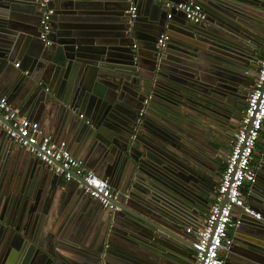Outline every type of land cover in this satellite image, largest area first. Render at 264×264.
Segmentation results:
<instances>
[{
	"label": "water",
	"instance_id": "obj_1",
	"mask_svg": "<svg viewBox=\"0 0 264 264\" xmlns=\"http://www.w3.org/2000/svg\"><path fill=\"white\" fill-rule=\"evenodd\" d=\"M123 1L125 4L118 5L122 11L118 25L111 31L115 39L91 44L92 39L90 41L87 34L77 30L74 22L77 19L70 17L88 0H50L53 13L46 40L40 38L43 9L39 1L29 0L26 11L20 9L21 1L0 0V71L13 57L10 44L14 43L16 31L23 25L12 21L17 19L14 11L19 9L20 13L25 11L38 16L35 36L46 49L42 63H49L48 72L52 71V75L61 80L53 99H50L54 93L51 85L48 83L45 87L38 81L48 97L42 103L36 100L35 94L26 92L23 76L19 79L24 78V84L13 89V94L32 108L38 106L41 109L49 104L51 110L47 118H54L61 135L94 140L99 175L108 180L114 193L118 192L116 210L103 208L95 199L107 211L108 222L95 250L86 251L81 249L84 242L78 236V230L75 231L80 220H75L74 208L70 207L67 221L58 227V213H63L62 210L52 215L54 222L47 223L45 211L37 210L36 205L30 210L23 207L17 211L15 201L26 199L24 184L18 183L20 188L14 187L9 177L0 171V264H12L17 258H21L23 264H101L102 254L109 252L112 256L117 252L118 258L127 264L190 263L194 235L187 228L193 221L203 220L208 207L205 193L185 165L191 154L200 150L196 141L200 134L197 131L191 133L185 124L190 117H200L191 112L194 106L198 110L202 105L220 102L224 99L222 95L226 96L230 90L234 97L240 96L250 82L240 69L248 72L256 68L255 63L259 60L256 51L264 41V28L244 23L233 9L252 12V6L256 5L253 0H194L207 13V19L199 24L190 22L183 11H174L168 17L164 4L154 0H148L151 4L146 7L145 23L141 24L140 8L137 7L131 18L127 10L132 3ZM176 13L182 15L180 23L186 34L181 37L183 44H194L197 50L207 48V53L217 49L212 44L221 45L212 40L205 42L204 38L202 41V37V42L193 39L201 34L229 44L225 52L228 58L224 59L228 66L225 72H219L211 79H197L188 68L185 70L181 61L170 57L173 44L177 42L175 38L180 36L174 24ZM258 15L256 12L254 16ZM31 17L19 15L24 21ZM160 32L169 35L164 47L157 44ZM47 40L51 43L46 44ZM136 40L144 41L148 57L140 51L142 45ZM90 64L95 65L94 72L85 83L84 76L88 74ZM145 68L154 78L153 87L148 81L150 77H144ZM29 74L28 71L26 75ZM147 96H151L147 110H153L155 118L149 117V121L139 124L134 115L140 111ZM73 113L80 115L78 122H70ZM9 141V136L0 130L1 162L9 163L17 153L23 154ZM259 143L264 144V136ZM170 154H177L183 167L173 168ZM261 154L260 149L258 156ZM27 157L38 172L41 166L45 173L50 169L35 154L30 153ZM51 173L46 175L50 177L52 191L54 185L60 184L62 176ZM70 181L78 185L77 179ZM66 189L69 190L68 184ZM18 190L21 191L20 198L19 195L16 197L18 192L14 193ZM78 196V199L93 201L82 190ZM58 209L60 211V206ZM245 216L263 227L260 220ZM72 222L75 225L69 227ZM263 252L262 245L253 246L246 252L231 246L223 251L224 264H264V255L260 254Z\"/></svg>",
	"mask_w": 264,
	"mask_h": 264
},
{
	"label": "crops",
	"instance_id": "obj_2",
	"mask_svg": "<svg viewBox=\"0 0 264 264\" xmlns=\"http://www.w3.org/2000/svg\"><path fill=\"white\" fill-rule=\"evenodd\" d=\"M20 1V9L28 11L25 6L29 8V0H17V2ZM134 2L136 6L140 8L142 19L141 24H144L145 22L143 21V19L146 18L144 12L146 10V7L149 6L148 4L151 3H149L148 0H135ZM252 2L256 3L255 6H252V12L251 10H249V12H244L243 10L233 6L234 11L238 15L236 16L246 24L256 25L264 28V0H253ZM122 3L125 4L123 0H88L87 3H83L84 5L70 17L73 20L77 19V21H74L77 30L79 32L87 34L85 36H88L90 41L92 39L91 44H96V42L99 41L106 42L108 40L115 39L114 35L111 34V31L115 26L118 25L117 19L121 17L120 14L122 13V11L118 8V5H121ZM162 6L165 9V6ZM18 10L19 9H16L14 11L16 15H18L17 19H14L12 21H15L17 24L23 25L19 26L18 30L16 31L17 37L15 38L14 43L10 44L13 48V57L11 58V61L7 62L6 67L2 71H0V95L6 96L12 103V105L16 109H18L22 115L34 121H37L45 134L52 136V138L56 141H65L70 152L78 159H81L86 166L93 169L99 175V166L97 165L98 159L93 149L96 145L94 140H91V138L88 141L83 140L82 138L78 140L75 137L71 138L70 136L69 138L64 134L61 135L60 132L57 131L55 121L53 120L54 118H47L49 111L51 110L49 104H47L48 106L45 104L41 109L38 106L32 108L29 107V104L21 101L20 97L13 94V89H16L19 85H23V81L26 79V92L35 94V96H37L36 100L39 101V103H42L48 97L45 94L44 90L39 87L40 82L38 81H41V83H43V86L45 87L48 83L51 85L54 93L50 96V99L55 98V93L61 86V80L59 81L58 78H55V76H53L51 73L52 71L48 72V69L50 68L49 63L48 65L42 63L43 59L41 57H43L42 54L46 52V49L35 36V33L37 31L38 16H32L33 14H29L25 11L20 13V10ZM255 11L260 15L254 16L256 15ZM20 14L32 17L30 20H20ZM254 17L256 18L255 20ZM174 18H176V21L174 23L176 25V31L180 36L178 38H175L177 39V42H175V44L170 42L174 45V49H171L172 52L169 53L170 57H174L178 62L181 61V64L184 65L183 67L185 68V70L186 68H188L190 70L189 72L194 74L197 79L199 77H202L204 79H211L212 77L218 75L219 72H225L226 67H228L224 60L225 58H228L225 52H227V47L229 44L227 45V42L219 40L213 36H207L206 34L196 35L194 38L192 36V38L195 40H199L198 42H202L204 38L205 42H207L208 40H212V42L221 43V45L212 44V46L217 48L216 50H213V53H207V48L202 47H200V50H197V46L194 44H183L184 42L181 37L186 36V34L185 31L182 30L184 25L180 23L182 15L180 13H176L174 14ZM222 30L225 31V29ZM200 37H202V41H200ZM96 39L99 40L96 41ZM136 41H139V43L142 45L140 51L143 52V54L147 53L148 57V51L143 47L144 41ZM205 44L207 45L208 43ZM259 47L260 49L256 51V56L261 59L264 55V41L259 45ZM259 62L260 60L255 63L256 68L250 69L248 70V72L246 70H243L242 68L240 69V73L245 74L249 78L253 75H256ZM90 67H88V74L84 76L85 83L90 81L91 74L94 72L92 68H94L95 65L90 64ZM28 71L30 74L26 75ZM143 73L144 77H150L148 81L149 83H151V87L155 86L154 78H151L152 74H150L147 68L143 70ZM22 76L25 79H19ZM145 99L148 100V105L145 108L143 121L141 123L146 122V120L149 121V117L155 118V115L153 116L155 112L153 110L152 112L147 110V108H150L149 106L151 104V96H147L145 97ZM143 103L144 101L142 102V105ZM43 109L44 113L41 114L43 112ZM69 118H71L69 119L70 122H78L81 119L80 115L76 113L75 115L74 113L72 114V116L70 115ZM0 130L1 132L3 131L2 129ZM9 142L16 144L17 148H19L23 152V154L21 155L17 153V155L13 157L9 163L0 161V171H2L3 174L5 173L6 177H9L10 181L13 182V186L16 188H20V186L17 185L18 183L19 185H21V183L23 182V191L26 192V199H23V201H15L14 209L19 211L24 207V209L30 210L33 207L35 208L36 205L37 210L45 211L44 221H46V223L48 221L54 222L52 215L61 212L62 210L63 213H58V227L59 225L63 226L67 221L69 217L67 216V212L69 211L70 207L74 208L73 214L75 215V220H80V222L77 223L78 228H76L75 231L77 232L78 230V236L80 237L82 242H84V246H81V249L86 251L95 250L99 243V237H101L102 233L106 229V225L108 222L107 211L103 209L100 204L93 198V201L87 198L82 199L81 197L78 199V194L81 192L80 188L75 181H70L69 183V180L65 179L64 177H62V181H60V184H56L53 186L54 190L52 189L51 191L50 177L47 176L46 173L52 172L54 174L55 172L53 171V169H49L51 171L47 169L45 173L44 167L41 166L39 169L40 172H38V169H36L35 166L31 164L30 159L27 157L30 155L29 151L11 139ZM260 149L262 152V156L257 155L258 161H256V159H252V166L256 171L257 178L254 184H249L244 187L243 193L247 203L249 205H252V207H254L255 209H257L258 207L259 209L257 210L261 211L263 214L264 144H260L259 150ZM38 166H40V164H38ZM67 184L69 185V190L66 189ZM50 191L52 196H50ZM17 192L18 194H16V197L19 195L18 198H20L21 191H14V193ZM59 206L60 211L58 209ZM233 218L241 219L242 223L238 227L232 228L230 230V236L233 239V243L231 245L232 248H235V250H239L241 252H246L256 245H262L264 247V225H262L263 227L261 228L258 227V225H256L258 223H255L250 218H247L238 210H235L233 212ZM203 221L204 219L200 222L193 221L190 227L197 228L203 224ZM74 225V222H72L69 227H73ZM106 247L109 246L106 245ZM263 253L260 254H262L263 256ZM102 255L104 257L101 258L100 263L127 264L125 260L118 258L117 252L114 256H112L110 252L107 254L103 253ZM222 255H224L223 252ZM12 264H23V260L21 258H17L13 261Z\"/></svg>",
	"mask_w": 264,
	"mask_h": 264
},
{
	"label": "built area",
	"instance_id": "obj_3",
	"mask_svg": "<svg viewBox=\"0 0 264 264\" xmlns=\"http://www.w3.org/2000/svg\"><path fill=\"white\" fill-rule=\"evenodd\" d=\"M37 1L43 9L40 38L46 40V35L51 29L50 19L53 9L49 7L50 0ZM129 1L132 5L127 12L133 18L137 6L133 3L134 0ZM154 1H161L164 4L168 9V17H171L174 11H183L186 18L192 23L199 24L207 19V13L202 5L194 0L178 3L172 0ZM167 40L168 35L161 33L158 45L164 47ZM50 43L51 41H46V44ZM147 105L148 100L145 99L141 109L142 114ZM263 126L264 55L259 62L256 79L249 92L239 126L233 135L231 149L209 212L201 226L187 228V231L194 235L192 264L225 263L222 252L228 250L233 243L230 230L242 223L241 219L233 218L235 210L260 220L264 225L262 212L249 205L243 193L244 187L256 180L257 174L252 166V158ZM0 129L11 140L35 154L45 167L53 169L55 173L67 180L77 179L78 187L83 193L98 200L103 208L118 209L116 206L118 192H113L107 179L99 176L81 159L74 156L67 148L65 141H56L52 136L45 134L37 121L22 115L3 95H0Z\"/></svg>",
	"mask_w": 264,
	"mask_h": 264
},
{
	"label": "flooded vegetation",
	"instance_id": "obj_4",
	"mask_svg": "<svg viewBox=\"0 0 264 264\" xmlns=\"http://www.w3.org/2000/svg\"><path fill=\"white\" fill-rule=\"evenodd\" d=\"M255 79L256 75L250 77V82L244 86L238 98L234 97L233 91L230 90L226 96L225 94L222 95L224 99L220 102L212 105H202L198 110L194 106L191 108L194 111L191 112H196L194 114L200 117L197 119L190 117L186 124L184 123L191 133L197 131L200 134V138L196 139L199 142L200 150L193 152L189 161H185V165H187L186 169L191 172L190 174L193 178L198 181L199 189L206 195V206L208 208L204 212L203 219H205L209 212L220 184L226 160L231 149L233 135L239 126L249 92ZM141 109L134 115L136 122L139 124L143 121L145 113L144 111L142 114ZM263 130L264 127L261 131L258 144L254 149L253 160L257 158L259 153V142L264 136ZM170 159L173 168L177 165H182L183 167V161L179 159L177 154H170ZM193 260L194 251L192 252L189 264H192Z\"/></svg>",
	"mask_w": 264,
	"mask_h": 264
}]
</instances>
